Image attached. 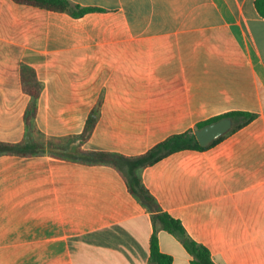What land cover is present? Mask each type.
Masks as SVG:
<instances>
[{"label": "crops", "instance_id": "1", "mask_svg": "<svg viewBox=\"0 0 264 264\" xmlns=\"http://www.w3.org/2000/svg\"><path fill=\"white\" fill-rule=\"evenodd\" d=\"M69 1L96 11L74 18L0 0V141L26 137L22 64L42 84L32 126L47 142L79 136L101 100L84 150L134 157L226 113L254 114L207 149L175 152L139 176L214 264H264L257 0ZM0 209V264H151V214L111 167L0 156ZM158 239L172 264H191L178 237L159 230Z\"/></svg>", "mask_w": 264, "mask_h": 264}, {"label": "trees", "instance_id": "2", "mask_svg": "<svg viewBox=\"0 0 264 264\" xmlns=\"http://www.w3.org/2000/svg\"><path fill=\"white\" fill-rule=\"evenodd\" d=\"M16 4L32 6L48 11L67 13L74 18H79L87 13L96 11L91 8H82L71 3L69 0H12ZM256 7L259 13L264 17V0H257ZM21 85L23 92L32 98L28 105L23 119L26 127V137L17 143L0 141V156H19L32 157L48 154L58 159H69L85 166H106L111 167L118 172L126 184L130 195L151 214L154 230L150 240V262L151 264H172V257L160 251L158 231L163 230L175 235L181 241L185 250L193 256L191 264H214L211 260L209 251L191 240L185 233L181 223L164 212L156 199L144 186L139 176V172L150 167L161 159L175 152L184 150L202 151L207 147H201L197 142L193 132L174 134L164 141L156 144L147 152L134 157H127L121 154L107 151L84 150L83 146L92 136L97 121L99 119L102 102L95 105L86 119L82 133L63 144L48 141L47 143L37 141L32 138L33 122L36 117V100L42 92L36 72L28 65L20 66ZM229 118L232 120V128L228 133L235 132L256 118V115L245 112H230L222 116L199 123L197 129L214 123L220 119ZM225 136V135H224ZM224 136L215 140L210 146L219 142ZM72 140H75L74 142ZM75 146L74 156H67L66 152ZM209 146V147H210ZM158 225V226H157Z\"/></svg>", "mask_w": 264, "mask_h": 264}, {"label": "water", "instance_id": "3", "mask_svg": "<svg viewBox=\"0 0 264 264\" xmlns=\"http://www.w3.org/2000/svg\"><path fill=\"white\" fill-rule=\"evenodd\" d=\"M232 128V120L229 118L220 119L197 129L194 134L201 147L210 146L215 140L226 135Z\"/></svg>", "mask_w": 264, "mask_h": 264}, {"label": "rangeland", "instance_id": "4", "mask_svg": "<svg viewBox=\"0 0 264 264\" xmlns=\"http://www.w3.org/2000/svg\"><path fill=\"white\" fill-rule=\"evenodd\" d=\"M32 135H33V136H32L33 139H35V140H37V141H42V142L47 143V141H46L45 139H43L40 135H38L36 131H34ZM49 141H51V140H49ZM52 142H53V141H52ZM54 142H55V141H54ZM74 147H75V146H72L71 149H68V151L66 152L67 156H71V157L74 156V152H73ZM4 210H5V209H2V215L0 214L1 216H7V215H8V211H4ZM0 212H1V209H0ZM157 226H158V225H157Z\"/></svg>", "mask_w": 264, "mask_h": 264}]
</instances>
